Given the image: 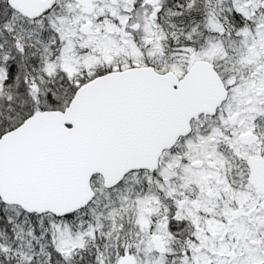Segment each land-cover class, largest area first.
<instances>
[{"label":"snow or ice","instance_id":"1","mask_svg":"<svg viewBox=\"0 0 264 264\" xmlns=\"http://www.w3.org/2000/svg\"><path fill=\"white\" fill-rule=\"evenodd\" d=\"M0 264H264V0H0Z\"/></svg>","mask_w":264,"mask_h":264}]
</instances>
